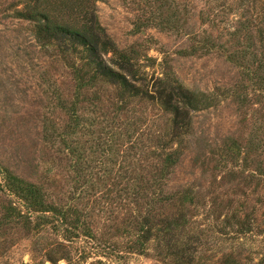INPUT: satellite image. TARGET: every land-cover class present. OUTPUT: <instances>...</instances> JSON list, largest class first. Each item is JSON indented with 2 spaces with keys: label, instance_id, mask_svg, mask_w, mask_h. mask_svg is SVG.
<instances>
[{
  "label": "rangeland",
  "instance_id": "obj_1",
  "mask_svg": "<svg viewBox=\"0 0 264 264\" xmlns=\"http://www.w3.org/2000/svg\"><path fill=\"white\" fill-rule=\"evenodd\" d=\"M26 2L0 0V179L51 211L0 188V264H179L158 230L181 215L189 264H264V0H95L107 65L203 99L179 135L155 99L41 41Z\"/></svg>",
  "mask_w": 264,
  "mask_h": 264
},
{
  "label": "trees",
  "instance_id": "obj_2",
  "mask_svg": "<svg viewBox=\"0 0 264 264\" xmlns=\"http://www.w3.org/2000/svg\"><path fill=\"white\" fill-rule=\"evenodd\" d=\"M18 16L31 22L37 37L46 44L56 45L64 52L84 54L94 79H105L121 89L122 93L133 97L155 99L172 114V127L176 135L189 131L192 123L191 113L200 107L203 99L182 84L165 80H159L157 89L150 93L142 87L143 83L136 84L121 71L107 65L103 54L113 51L115 47L97 16L95 0H27L24 8L18 11ZM120 68L126 70L124 65ZM3 180L2 183L0 179V188L24 201L30 211H51L45 204L43 193L34 184L12 174ZM182 219L183 215L170 221L166 220L158 231L167 238L168 247L177 249L172 253L176 256L175 261L179 264H189L187 260H192L193 254L189 253L187 248L171 243L170 234L172 230L180 229L184 225ZM140 224L139 231L144 233L143 241H147L151 236L152 227L148 225V221H142Z\"/></svg>",
  "mask_w": 264,
  "mask_h": 264
}]
</instances>
